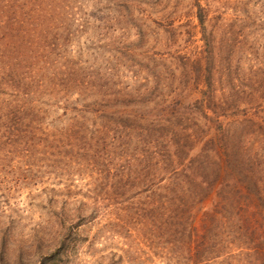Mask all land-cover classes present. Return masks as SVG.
Returning <instances> with one entry per match:
<instances>
[{"label": "trees", "instance_id": "1", "mask_svg": "<svg viewBox=\"0 0 264 264\" xmlns=\"http://www.w3.org/2000/svg\"><path fill=\"white\" fill-rule=\"evenodd\" d=\"M38 2V11L46 12L36 18L4 4L0 15L9 14V25L0 32L45 43L47 53L63 14L44 7L58 0ZM197 8L205 49L191 63L167 52V41L164 52L137 53L141 71L133 51L121 57L116 50L88 73L53 50L54 63H40L48 67H37L32 54L9 65L12 74L0 69V148L37 142L53 158L62 137L69 146L88 132L91 144L78 148L84 163L87 152L90 160L76 168L91 173L87 197L121 206L124 225L138 240H150L166 264H264V45L241 40L245 48L237 52L226 26L212 41L204 8ZM0 38V45L9 44L5 33ZM245 53L246 70L240 64ZM191 94L196 98L184 103ZM148 104L161 110L150 116ZM53 107L68 121L59 133L49 129L55 122L47 123L56 118Z\"/></svg>", "mask_w": 264, "mask_h": 264}, {"label": "rangeland", "instance_id": "2", "mask_svg": "<svg viewBox=\"0 0 264 264\" xmlns=\"http://www.w3.org/2000/svg\"><path fill=\"white\" fill-rule=\"evenodd\" d=\"M58 2L44 6L63 14L60 34L49 38L47 44L51 45L47 53L43 51L45 43L10 40L9 34L1 30L0 34L5 33L6 37L3 40L9 43L0 45V69L7 71L3 76L9 71L13 73L9 65L17 63L23 55V58L36 55V66L48 67V63H40L44 59L54 63L55 57L50 50L56 58L63 61L59 57L62 56L71 61L74 68L80 63L75 69L87 68V73L97 69L101 61L112 59L115 50L121 57L133 51L137 55L136 68L141 71L144 61L137 53L164 52L167 41L170 44L167 52L179 56L182 64H187L188 59L191 63L198 60L205 49L202 28L196 18L198 4L204 8L205 33L212 41L218 39L215 36L219 35L220 28L226 26V32H232L237 38V52L241 45L242 50L245 48L242 41H249V46L256 48V43L264 45V0ZM8 3L14 4L21 15L28 9L35 18L46 12L41 8L44 13L38 11V0H0V9ZM61 4L67 5L68 9H63ZM112 10L117 14L111 13ZM8 16L0 15V26L5 30ZM229 25H232L231 30ZM109 50L112 53L109 54ZM246 54L240 60L245 70L250 65ZM11 74L5 79L9 80ZM128 75L132 77V74ZM129 78L124 81L131 82ZM194 94L183 97V102L195 99ZM147 106L144 109L150 116L161 110L153 104ZM63 113L61 109L52 113L51 117L56 118L47 123L55 122L56 126L49 127L50 131L64 130L68 121ZM86 135L71 140L69 146L63 144L66 138L62 137V146L54 150L57 156L53 158L45 155L43 146L37 142L0 148V264H166L165 258L156 254L150 240H138L133 228L124 225L122 220L125 218V221L127 216L121 206H108L106 200L87 197L85 185L91 181V173L88 168L82 173L77 171L85 164L88 166L90 160L87 152V163H84L78 148L84 142H87V148L91 144V136L88 132ZM41 137L45 136L36 134V139ZM76 161L82 164L75 166Z\"/></svg>", "mask_w": 264, "mask_h": 264}]
</instances>
